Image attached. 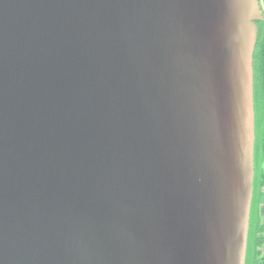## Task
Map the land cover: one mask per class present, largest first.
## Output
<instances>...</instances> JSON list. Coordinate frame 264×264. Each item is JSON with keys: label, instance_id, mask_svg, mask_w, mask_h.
Masks as SVG:
<instances>
[{"label": "water", "instance_id": "water-1", "mask_svg": "<svg viewBox=\"0 0 264 264\" xmlns=\"http://www.w3.org/2000/svg\"><path fill=\"white\" fill-rule=\"evenodd\" d=\"M261 0H0V264H245Z\"/></svg>", "mask_w": 264, "mask_h": 264}, {"label": "trees", "instance_id": "trees-1", "mask_svg": "<svg viewBox=\"0 0 264 264\" xmlns=\"http://www.w3.org/2000/svg\"><path fill=\"white\" fill-rule=\"evenodd\" d=\"M264 11V0H261ZM253 49V184L249 212L245 264H264V90L261 80V54L264 50V20H256Z\"/></svg>", "mask_w": 264, "mask_h": 264}, {"label": "snow or ice", "instance_id": "snow-or-ice-1", "mask_svg": "<svg viewBox=\"0 0 264 264\" xmlns=\"http://www.w3.org/2000/svg\"><path fill=\"white\" fill-rule=\"evenodd\" d=\"M261 80H262V90H264V50L261 54Z\"/></svg>", "mask_w": 264, "mask_h": 264}]
</instances>
